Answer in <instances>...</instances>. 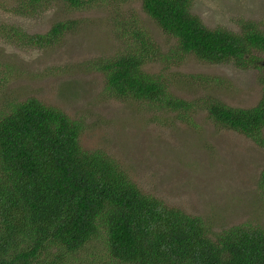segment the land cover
<instances>
[{
	"label": "trees",
	"instance_id": "16d2710c",
	"mask_svg": "<svg viewBox=\"0 0 264 264\" xmlns=\"http://www.w3.org/2000/svg\"><path fill=\"white\" fill-rule=\"evenodd\" d=\"M15 2L14 14L32 18L57 5L102 10L113 26L117 51L86 63L101 75L110 98L152 109L160 125L171 118L194 127L198 112L206 113L217 129L243 135L264 150V20H242L237 31L209 28L192 12L196 0ZM135 3L174 42L168 52L121 7ZM7 23L0 21V46L26 51L58 48L85 30L80 19H58L42 34ZM189 59L257 71L259 102L244 108L212 96L180 98L174 86L189 89L200 79L177 70ZM156 65L159 72L149 70ZM20 76L0 63L3 89ZM83 121L37 96L18 91L5 99L0 110V264H264L262 222L215 231L206 219L165 205L142 192L107 152L82 146ZM260 188L264 192V170Z\"/></svg>",
	"mask_w": 264,
	"mask_h": 264
},
{
	"label": "rangeland",
	"instance_id": "374dc122",
	"mask_svg": "<svg viewBox=\"0 0 264 264\" xmlns=\"http://www.w3.org/2000/svg\"><path fill=\"white\" fill-rule=\"evenodd\" d=\"M15 1L0 0L1 22L42 34L58 19H80L85 30L58 48L26 51L0 46V63L21 75L4 89L0 79V110L5 99L18 91L22 96H37L71 117L83 119L87 129L81 138L82 146L107 152L127 170L142 192L165 205L206 219L215 231L247 222L264 224V196L259 193H264L260 188L262 148L243 135L217 129L206 119V113L198 112L194 127L171 118L160 125L154 122L152 109L110 98L103 90L101 75L89 70L86 63L117 51L113 26L102 10L70 11L57 5L54 11L32 18L14 14ZM195 3L192 12L209 28L237 31L242 20H264V0ZM121 7L134 22L139 24V20L147 28L162 51L171 49L174 42L143 13L139 3ZM149 70L159 72L161 66ZM177 70L200 77L189 89L179 85L172 88L188 101L212 96L231 106L250 108L262 95L257 71L241 70L232 63L211 65L189 59ZM4 91L8 92L2 94Z\"/></svg>",
	"mask_w": 264,
	"mask_h": 264
}]
</instances>
